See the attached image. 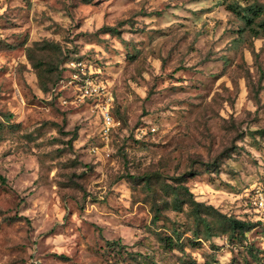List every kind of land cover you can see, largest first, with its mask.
Segmentation results:
<instances>
[{"label":"rangeland","instance_id":"rangeland-1","mask_svg":"<svg viewBox=\"0 0 264 264\" xmlns=\"http://www.w3.org/2000/svg\"><path fill=\"white\" fill-rule=\"evenodd\" d=\"M0 176V264H264V0H0Z\"/></svg>","mask_w":264,"mask_h":264},{"label":"built area","instance_id":"built-area-1","mask_svg":"<svg viewBox=\"0 0 264 264\" xmlns=\"http://www.w3.org/2000/svg\"><path fill=\"white\" fill-rule=\"evenodd\" d=\"M76 64L80 66V63ZM72 78L74 80H71L70 83L75 85L81 97L92 101L101 119L100 135L102 141L104 145H107L113 129L118 125L111 114V97L109 93L107 94L104 87L90 74L85 73L82 68L79 69V72L74 73ZM104 93L106 94L104 95ZM139 131L140 129L137 132ZM150 131L153 132L155 129L151 128ZM248 197L251 208L258 216L257 220L264 225V189L261 187L252 189Z\"/></svg>","mask_w":264,"mask_h":264},{"label":"trees","instance_id":"trees-1","mask_svg":"<svg viewBox=\"0 0 264 264\" xmlns=\"http://www.w3.org/2000/svg\"><path fill=\"white\" fill-rule=\"evenodd\" d=\"M242 11H243V13L241 14L240 18L244 19L246 21V24H248V26H251V24L253 23V20L255 18L260 17V15L258 14V11L251 6L243 8ZM33 66L36 68V65H33ZM36 76H37L39 83H40L41 79H42L41 73H39V71H38V73H36ZM40 90L42 92L46 91L43 84H41V83H40ZM0 182L1 183L5 182L4 178H2L1 176H0ZM180 186H182L181 189L188 195V202H189L188 206L190 208V214L193 217L194 222L196 224H202L205 227L204 228V232L206 235L205 237L211 238L213 236V234L211 233V223L202 214L204 212L209 211V210L214 211V209L212 207L206 206L203 203H199V202L195 201L193 199L192 194L187 189V187H184L182 185V183H180ZM169 195H171V197H172L171 202L174 205V208L176 210H180L181 204H183V201L180 199V193L176 189H172L171 192L169 193ZM217 215L219 216V218H218L219 221L221 223L225 224L226 227H228V229L230 230V233L228 235L222 237V239H224L225 242L234 241L237 238H241V239L246 238L245 234L250 230V226H249L248 222L241 221L239 219H233V218L227 217L225 215H221L219 213H217ZM256 224L260 225V226L262 225L260 222L256 223ZM171 243H172V241H168V246L171 247L172 246ZM181 264H185V263H181ZM191 264H199V263L193 262ZM203 264H206V263H203Z\"/></svg>","mask_w":264,"mask_h":264}]
</instances>
